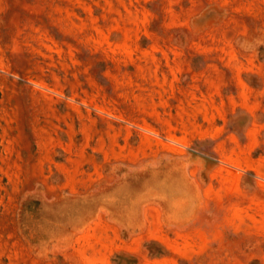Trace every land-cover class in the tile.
Returning <instances> with one entry per match:
<instances>
[{"label": "rangeland", "instance_id": "rangeland-1", "mask_svg": "<svg viewBox=\"0 0 264 264\" xmlns=\"http://www.w3.org/2000/svg\"><path fill=\"white\" fill-rule=\"evenodd\" d=\"M12 4L35 10L36 80L1 33L0 74L34 85L51 152L31 177L0 166V264H264V0ZM131 174L119 207L139 229L95 212L67 247H35L42 201L71 203V225Z\"/></svg>", "mask_w": 264, "mask_h": 264}, {"label": "crops", "instance_id": "crops-1", "mask_svg": "<svg viewBox=\"0 0 264 264\" xmlns=\"http://www.w3.org/2000/svg\"><path fill=\"white\" fill-rule=\"evenodd\" d=\"M0 4V33L1 36L6 35V37L2 36V39L5 41L4 45H8V47L11 46L10 48L15 50V53H13L11 57L13 73L18 75L23 73L24 75L28 72V80L31 79L35 81V66L37 62L35 55V35L33 32L36 18L35 10L28 9L27 12L20 10L17 6L12 4V0H0ZM21 31H23V33H28L29 36L33 35V37L30 38L31 40L26 42V45L25 42L22 43L23 45L19 43L20 38H17L18 43L15 42V35H20ZM257 33L261 34V32ZM243 39L245 40V38ZM10 40L11 42H8ZM253 40L254 36L249 37L247 43L251 44ZM36 111V90L34 89V85L33 88L26 87L15 78H11L7 76V74H0V161L5 163V166L2 164H0V166L3 167L5 171L9 170L7 169L8 165L18 163L22 167L23 176L25 177L26 175L31 177L34 176L36 163L48 159V154L50 153H47V151L51 152V148H48L45 142L36 140L38 136L36 132L37 122L35 120ZM10 119H14V121L8 123ZM26 166H28V168H26ZM132 177L131 174L113 183L107 191L98 193L96 200L89 205L81 206L82 208H77L72 211L70 209L71 212L79 214V218L76 217L78 220L71 223V225H68L69 222L68 219H66V214L69 209L67 204L72 206L71 203H53L48 200L42 201L41 208L37 211V219H35L38 222L34 224L40 227L39 236L38 234L36 236L38 240H33L35 241V247H39L40 241L43 242L42 246H44V249H49L50 245L57 241L62 243L61 245L67 247L69 238L74 236L73 234L69 236L73 231L75 232L79 227L86 225L87 222H90L91 225L92 220L95 219L97 214L102 215L105 212L110 214V216L112 214V220L114 219L116 222L122 224L125 228H128L129 231L136 228L139 229L142 224L141 213H139L141 219L140 226L135 225L131 220H128L129 218L127 215L123 213L122 209L119 207L120 204H125L133 193H136V186L132 181ZM143 181L144 184H147L146 175L143 176V179L141 178L140 185H142ZM145 185L144 187H146ZM106 193H108L109 197L104 199L103 195ZM142 200L145 203L147 198ZM52 211H54L55 214L58 213L60 223H54L48 226L46 219L54 215ZM107 224H110V222H107ZM17 225V228L20 229L19 212ZM111 225L114 226L113 223ZM57 227L58 229H56Z\"/></svg>", "mask_w": 264, "mask_h": 264}]
</instances>
